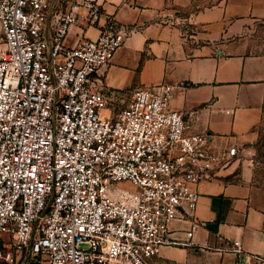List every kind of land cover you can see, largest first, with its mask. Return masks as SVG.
I'll return each instance as SVG.
<instances>
[{
	"label": "built area",
	"instance_id": "2783aa9c",
	"mask_svg": "<svg viewBox=\"0 0 264 264\" xmlns=\"http://www.w3.org/2000/svg\"><path fill=\"white\" fill-rule=\"evenodd\" d=\"M102 15L94 0H0V264H159L188 245L173 222L190 221L189 243L205 226L200 184L238 159L189 132L167 85L103 115L101 72L132 30L112 19L67 44Z\"/></svg>",
	"mask_w": 264,
	"mask_h": 264
},
{
	"label": "crops",
	"instance_id": "0c3cea01",
	"mask_svg": "<svg viewBox=\"0 0 264 264\" xmlns=\"http://www.w3.org/2000/svg\"><path fill=\"white\" fill-rule=\"evenodd\" d=\"M94 1L102 7L99 24L81 20L68 35L70 47L97 39L108 20L132 30L101 72L109 104L103 115L114 117L135 90L167 85L170 109L184 116L190 133L211 135L218 153L238 150L216 180L198 187L194 216L205 226L189 243L190 221L173 222L171 238L188 245L163 248L159 264H243L249 256L264 264V189L252 184L248 171H233L257 141L263 119L264 54L249 53L247 34L264 20V0Z\"/></svg>",
	"mask_w": 264,
	"mask_h": 264
},
{
	"label": "rangeland",
	"instance_id": "374dc122",
	"mask_svg": "<svg viewBox=\"0 0 264 264\" xmlns=\"http://www.w3.org/2000/svg\"><path fill=\"white\" fill-rule=\"evenodd\" d=\"M247 40L250 54H264V20L254 23L247 34ZM256 131L258 133L257 141L251 147L250 152L240 159L233 171L236 173L248 171L252 184L264 189V111L262 122Z\"/></svg>",
	"mask_w": 264,
	"mask_h": 264
}]
</instances>
